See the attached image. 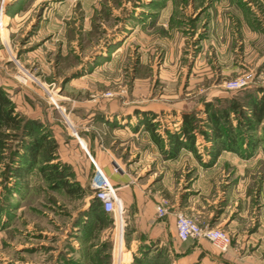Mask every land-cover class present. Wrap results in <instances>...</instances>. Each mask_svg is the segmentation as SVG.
I'll list each match as a JSON object with an SVG mask.
<instances>
[{"label": "rangeland", "instance_id": "obj_1", "mask_svg": "<svg viewBox=\"0 0 264 264\" xmlns=\"http://www.w3.org/2000/svg\"><path fill=\"white\" fill-rule=\"evenodd\" d=\"M237 77L246 80L242 87H224ZM253 90L264 97V0H0V91L20 121L0 129V264H134L142 245L163 264H236L235 257L190 260L186 254L203 240L180 241L172 232L178 213L200 223L185 210L197 193V167L187 152L202 167L213 160L202 132L195 131L196 153L172 154L169 137L180 134L184 113L208 129L206 107L221 110ZM230 118L236 124L233 112ZM27 120L45 144L33 171L18 177L13 170L33 137L24 136ZM254 124L238 132L249 156L223 151L238 158L220 168L219 186L228 194L245 187L252 216L264 194V112ZM125 125L129 130L119 131ZM49 153L50 168L72 192L39 172ZM98 168L122 202V221L92 187ZM167 171L172 192L163 184ZM110 173L144 190L156 186L149 195L154 208L166 207L156 215L162 238L134 228ZM95 198L105 213L99 219L88 215ZM224 205L210 204L217 213ZM239 249L234 237L226 251Z\"/></svg>", "mask_w": 264, "mask_h": 264}, {"label": "crops", "instance_id": "obj_2", "mask_svg": "<svg viewBox=\"0 0 264 264\" xmlns=\"http://www.w3.org/2000/svg\"><path fill=\"white\" fill-rule=\"evenodd\" d=\"M132 120L133 119H131V121ZM128 130L129 128L127 125L119 128V131L122 132ZM83 142L81 140L83 147L80 145V148H88L86 141ZM187 153L190 155L192 165L197 167V177L193 182L194 189L197 193L186 198V212L196 215L200 225L204 223V225L207 226H216L226 230L232 237L231 242L235 237V244H240L241 248L237 252L228 250L223 253H216L207 241L200 239L203 240L206 245L201 243L199 246H193L186 254L189 255L188 258L194 260L198 255H205L202 258V262L205 259H209L210 256L213 260L221 263L224 260L231 261L233 257H235L236 264H264V194L259 198L257 211L252 216L254 211L250 205V196H246L245 194V187L240 188L237 185V188L230 189V194H228L227 191L224 192L219 187L223 178V173L220 168L227 163L233 164L238 157L236 158L234 155L229 156L228 152H222L213 160L210 166L202 167L197 161L194 160L193 162V155L191 152ZM182 157L181 155L179 156V158ZM251 159L253 158H250V160ZM174 161L175 160H172V163ZM110 175L119 183L117 188L121 190V199L125 204L128 218L130 221H133L134 228L138 230L142 229L143 231L146 230V234L153 240L162 238V225L156 218L154 208L155 196L149 195L150 190H152L151 188L155 189L156 186L151 185L144 190L143 185H133L125 176L123 177L122 175H115L113 173H110ZM119 176H122V178ZM172 176L173 174L167 171L163 183L166 186L165 188L171 192L173 190V183L168 181L173 179ZM210 191L212 192V196L215 197L212 200L209 199L211 195ZM217 200L218 205L226 204L222 212L219 213L216 212L218 210L216 206H210V204L215 203ZM237 204L240 206L239 209L238 207L236 208ZM229 207H232L234 210L230 211L228 215L226 211ZM171 217L172 215H167V218L171 219ZM173 221L172 232H174L176 236L175 217ZM188 241L191 242L195 240L189 239ZM133 244L132 241L130 247L127 248L129 261L133 259V253L135 251ZM201 247L205 248V250L208 249V251H204Z\"/></svg>", "mask_w": 264, "mask_h": 264}, {"label": "trees", "instance_id": "obj_3", "mask_svg": "<svg viewBox=\"0 0 264 264\" xmlns=\"http://www.w3.org/2000/svg\"><path fill=\"white\" fill-rule=\"evenodd\" d=\"M255 94V90L246 92V95L242 98V102L232 101L228 107H224L221 110L211 109L209 106L206 107L205 111L207 113L208 129H203L200 126H197V118L192 113H184L182 116L180 134H170L169 137L172 154H177V151L182 148H187L196 153L194 144L195 131H199L202 132L206 140L212 143V148H210L209 151L211 160L217 158L224 150L249 156L251 154L249 151L251 146L244 149L245 153H243L241 142L245 138L242 139L241 133L238 132L239 128L242 126L248 129H253L255 125L254 122H257L262 118L264 112V97H257ZM231 112L236 116V124H233L230 118ZM19 122V119H16V117L13 116L9 109L7 99L0 91V129L12 128L13 125H19ZM142 122L144 127L149 130L150 134L155 137V127L149 118L145 117ZM24 124L29 127L24 136L33 135L34 132H36V129H38V125L30 120L24 121ZM44 144L45 141L42 135H33L31 143L27 146V153L25 154L24 161L18 168L13 170L18 177H24L27 173L33 171L35 164L39 160L38 156H41L40 154H42ZM51 155L52 153H49L44 160L41 159L42 163L38 168L39 172L42 173L47 180L53 181V184L57 182L56 184H60L62 187L66 188L68 192H72L74 188L67 187L68 184H66V179L61 177L62 173L58 169L50 168L53 167L48 162L52 159ZM88 215H91L94 219L102 218V215H105L102 204L97 198L93 199ZM148 247L152 246L142 245L138 248L140 252L139 255H134V264H163L159 262L161 255L159 253H150L151 251H148Z\"/></svg>", "mask_w": 264, "mask_h": 264}, {"label": "built area", "instance_id": "obj_4", "mask_svg": "<svg viewBox=\"0 0 264 264\" xmlns=\"http://www.w3.org/2000/svg\"><path fill=\"white\" fill-rule=\"evenodd\" d=\"M245 83L246 80L243 77H237L226 81L224 87L228 90H236ZM80 145L82 146L81 143ZM92 187L97 190V196L103 201L106 209L113 210L114 216H117L122 221L123 206H120L118 201L120 199L115 196L109 180L99 168L92 181ZM155 213L157 217H163L166 214L165 205L163 203L156 204ZM175 233L180 241L203 239L209 243L216 253L225 252L231 244V235L226 230L215 226L200 225L194 218L182 213H178L175 217Z\"/></svg>", "mask_w": 264, "mask_h": 264}, {"label": "bare ground", "instance_id": "obj_5", "mask_svg": "<svg viewBox=\"0 0 264 264\" xmlns=\"http://www.w3.org/2000/svg\"><path fill=\"white\" fill-rule=\"evenodd\" d=\"M119 202H120V200H118ZM117 205H118V203H117Z\"/></svg>", "mask_w": 264, "mask_h": 264}]
</instances>
